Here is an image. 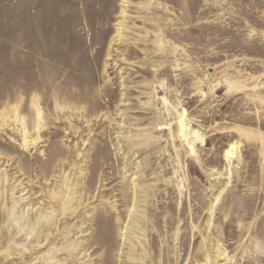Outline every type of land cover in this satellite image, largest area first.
<instances>
[{"label": "rangeland", "instance_id": "obj_1", "mask_svg": "<svg viewBox=\"0 0 264 264\" xmlns=\"http://www.w3.org/2000/svg\"><path fill=\"white\" fill-rule=\"evenodd\" d=\"M0 264H264V0H0Z\"/></svg>", "mask_w": 264, "mask_h": 264}, {"label": "bare ground", "instance_id": "obj_2", "mask_svg": "<svg viewBox=\"0 0 264 264\" xmlns=\"http://www.w3.org/2000/svg\"><path fill=\"white\" fill-rule=\"evenodd\" d=\"M124 2H125V0H124ZM129 4V3H128ZM125 5V4H124ZM127 5V4H126ZM122 6V5H121ZM123 7V6H122ZM125 7V6H124ZM121 14L123 15V17L121 18L122 19V22L123 21H125L128 17L130 18V16H128L127 17V11H126V8H123V10L121 11ZM120 15V14H119ZM121 16V15H120ZM136 18H134L133 20H135ZM120 23V21H119V26H125V25H123L125 22H123V23ZM130 22V21H129ZM131 23V22H130ZM126 27H127V25H126ZM123 30H125V28H123ZM121 32V31H120ZM119 32V34H118V36L116 37V38H114V39H112L111 40V44H110V46H112V45H114L113 43L114 42H118V41H121L122 39H121V37H122V34ZM125 36V35H124ZM121 39V40H120ZM125 39V38H124ZM130 39V38H129ZM122 43V42H121ZM129 43V42H128ZM119 44V43H118ZM110 48V47H109ZM112 49V48H111ZM133 49V48H132ZM110 50V49H109ZM133 50H135V49H133ZM133 50H131L130 49V52H132ZM111 52H112V50H111ZM110 51L107 53V58H110L111 57V53ZM135 53H136V50H135ZM37 96V95H36ZM34 97V96H33ZM11 109V108H10ZM30 112H31V114H32V116H33V114H35V117H36V119H33V117H30L28 120H26V123L25 124H27L28 125V129L27 130H25V133H24V136H25V143L27 144V145H30V144H32V145H35V144H37L38 142H39V140H40V136H39V133L41 132V121H42V112H41V108H40V106H39V99H38V97H34V98H32V100H31V104H30ZM182 114H184V113H181V117H180V120H179V128H180V130H179V134H181V136H182V138H183V140H185L186 142H187V144H188V148H190V151H191V153H193L194 154V152H195V143L197 142V141H201L202 142V138L200 137V135L198 134V132H196V131H192V130H190L189 129V127H188V124L186 123V121H185V119H184V117L186 116H182ZM176 119V118H175ZM25 120V119H24ZM177 120V121H178ZM188 122V121H187ZM190 126V125H189ZM122 129H123V127L122 126H120ZM26 129V128H25ZM36 133V137H35V139L34 140H29L28 141V138H29V135L31 134V133ZM34 133V134H35ZM184 142V141H183ZM185 143V142H184ZM186 144V143H185ZM186 144V145H187ZM238 148H239V146H238V144L237 143H232V144H230V149L229 150H227L226 152H225V154H226V157L227 158H234V155L236 154V151L238 150ZM239 151V150H238ZM135 190H137V189H135ZM140 193V192H139ZM138 195V194H137ZM24 196V195H23ZM134 196V195H133ZM140 197H142V196H140ZM58 197H56V199H57ZM136 199H137V197H136ZM135 199V200H136ZM134 200V201H135ZM138 202H141V201H138ZM137 202V203H138ZM136 202H135V204H137Z\"/></svg>", "mask_w": 264, "mask_h": 264}]
</instances>
